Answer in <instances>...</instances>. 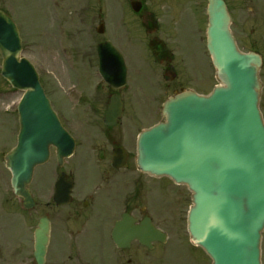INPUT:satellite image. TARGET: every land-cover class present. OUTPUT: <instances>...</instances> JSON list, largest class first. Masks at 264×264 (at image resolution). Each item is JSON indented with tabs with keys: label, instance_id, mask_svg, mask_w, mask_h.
<instances>
[{
	"label": "flooded vegetation",
	"instance_id": "1",
	"mask_svg": "<svg viewBox=\"0 0 264 264\" xmlns=\"http://www.w3.org/2000/svg\"><path fill=\"white\" fill-rule=\"evenodd\" d=\"M206 4L207 0H40L43 24L57 31L64 28L66 38L72 39L70 52L45 55L64 62H59L62 71L56 74L60 83L54 88L42 84L67 135L58 134L56 144L45 143L47 160L34 168L28 185L40 218L49 222L44 264L49 250L54 251L53 264H96L95 259L109 249L114 263L120 264L126 251L143 248L133 241L128 249H119L112 239L114 225L123 214L137 221L149 217L154 225L151 213L157 204V181L163 178L143 173L136 164L138 135L151 124H142L136 115L128 78L144 69L142 76L160 92L161 103L166 100L161 99L163 92L196 91V78L190 81L185 71L187 45L192 37L203 40ZM0 10L9 14L3 7ZM255 20L264 22V0H250L252 46ZM252 46L250 52L261 58V72L264 54ZM43 64L45 75L48 64ZM22 95L3 80L0 101L9 98L10 104L0 115H9L18 130L17 105ZM111 104L119 114L107 115ZM70 140L72 154L65 156ZM15 146V137H0L4 169V157ZM9 194L7 202L15 199L22 206L11 188ZM143 198L149 199L152 210L141 204ZM54 221L64 225L60 234L53 233Z\"/></svg>",
	"mask_w": 264,
	"mask_h": 264
},
{
	"label": "water",
	"instance_id": "2",
	"mask_svg": "<svg viewBox=\"0 0 264 264\" xmlns=\"http://www.w3.org/2000/svg\"><path fill=\"white\" fill-rule=\"evenodd\" d=\"M206 11V48L222 86L208 96L185 91L169 98L161 122L139 136L137 165L143 172L185 184L192 192L191 242L204 249L212 264H260L264 229V124L258 109L261 60L238 51L222 0H208ZM20 42L14 22L0 11L1 75L25 91L18 106V143L5 157L6 168L14 194L30 209L32 171L47 158L45 143L58 140L56 133L65 131L34 67L20 58ZM113 111L114 107L110 114ZM48 232V221L41 219L34 230L36 264L44 263ZM112 236L124 248L132 240L148 248L153 241L165 242V235L148 218L134 225L128 215L116 223Z\"/></svg>",
	"mask_w": 264,
	"mask_h": 264
},
{
	"label": "rangeland",
	"instance_id": "3",
	"mask_svg": "<svg viewBox=\"0 0 264 264\" xmlns=\"http://www.w3.org/2000/svg\"><path fill=\"white\" fill-rule=\"evenodd\" d=\"M227 1L232 18L230 28L236 44L240 51L248 52L252 46L250 45V0ZM39 3L40 0H0V7L8 10L16 20L22 38V56L30 60L35 66L42 84H48V87L54 88L56 83H60L56 75H60L62 71L59 62L61 65L64 62L62 60L55 62L48 60L45 55L47 52L57 54L63 51L70 52L72 39L66 38L64 28L57 31L55 27L43 24L42 21L44 20L38 9ZM254 27L256 29L255 36L253 34L255 43L252 48L264 54V22L256 23L255 20ZM201 37L204 39L205 34L201 33ZM187 49L189 59L185 71L189 72L190 81H193L192 78H196L198 84L195 87L196 91L203 95L208 94L213 87L219 84L215 79V70L211 66L209 55L205 50V42L192 37ZM47 57H50V54ZM44 61L48 67L46 74L42 75L45 68ZM142 72H145L144 69H141L137 74L129 75L128 95L132 101L135 98V104H133L137 109L136 115L140 118L141 123L149 126V124L159 122L161 118V102L158 101L160 92L156 91L153 84H146ZM260 80L262 88L259 107L264 118V69L260 72ZM2 84L3 80L0 77V85ZM170 95H172L171 92H163L161 99L163 100ZM9 104V98H3L0 101V114H2V110L8 108L7 105ZM129 106L131 103L128 105L127 114H129ZM6 116L9 117V115ZM8 117L0 115V137L13 138L18 127L15 121ZM8 120L12 122L9 125L7 124ZM4 152L5 149L0 148V154ZM157 182L159 192L156 207L152 210L149 207V199L146 198H143L141 204L147 205L152 210L153 223L166 233L167 241L165 244L155 245L156 247L151 251L138 246L133 247L124 253L120 259V264H212L204 250L190 242L186 221L187 211L191 205L190 193L184 187L169 183V180L165 178L158 179ZM7 192L10 193L9 176L5 172L2 162H0V264H35L32 254L33 230L42 213L38 206L27 211L22 209L20 202L15 199L7 202L11 195L8 196ZM52 228L54 234H60L64 225L54 221ZM261 248V262L264 264V232ZM53 253L52 250L48 251V264H53ZM112 254L110 249L104 250L102 257L98 260L95 259V263L115 264ZM101 259L103 260L100 261Z\"/></svg>",
	"mask_w": 264,
	"mask_h": 264
}]
</instances>
